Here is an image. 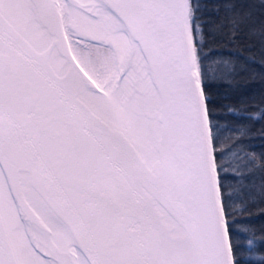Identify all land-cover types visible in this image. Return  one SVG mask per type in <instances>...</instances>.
Instances as JSON below:
<instances>
[{
    "label": "snow or ice",
    "instance_id": "1",
    "mask_svg": "<svg viewBox=\"0 0 264 264\" xmlns=\"http://www.w3.org/2000/svg\"><path fill=\"white\" fill-rule=\"evenodd\" d=\"M254 6L0 0V264H264V112L211 92L264 62Z\"/></svg>",
    "mask_w": 264,
    "mask_h": 264
},
{
    "label": "trees",
    "instance_id": "2",
    "mask_svg": "<svg viewBox=\"0 0 264 264\" xmlns=\"http://www.w3.org/2000/svg\"><path fill=\"white\" fill-rule=\"evenodd\" d=\"M244 2L255 5L252 8L254 19L258 23L264 22V7L261 6V0H244ZM260 51L261 49L257 45L254 53H244V57L254 54L255 61H248L247 71L238 78L240 83L237 86H212L211 92L215 96L218 106L232 105L239 107L241 102H243L247 112H256L257 114L264 112V62L261 61ZM217 123L228 128L238 123L253 127V122L248 121L244 113L240 115L222 114ZM262 126H264V119L254 122L253 135L245 141L244 145L249 151L254 152L258 156L264 154V137L255 135V132ZM230 134L227 130L224 132V135ZM255 180L259 183V176L255 177ZM251 223L257 230L264 228V217L254 216ZM254 246L260 249L255 253L256 256L264 255V249L260 248L259 241Z\"/></svg>",
    "mask_w": 264,
    "mask_h": 264
}]
</instances>
